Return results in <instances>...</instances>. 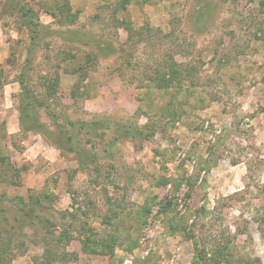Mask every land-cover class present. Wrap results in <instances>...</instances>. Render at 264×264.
<instances>
[{
  "label": "rangeland",
  "instance_id": "1",
  "mask_svg": "<svg viewBox=\"0 0 264 264\" xmlns=\"http://www.w3.org/2000/svg\"><path fill=\"white\" fill-rule=\"evenodd\" d=\"M7 1L0 264H264V0Z\"/></svg>",
  "mask_w": 264,
  "mask_h": 264
},
{
  "label": "trees",
  "instance_id": "2",
  "mask_svg": "<svg viewBox=\"0 0 264 264\" xmlns=\"http://www.w3.org/2000/svg\"><path fill=\"white\" fill-rule=\"evenodd\" d=\"M17 3H19L18 0H17L16 4ZM14 5H15V1L9 2V0H8L6 2V6L9 7L10 10H12ZM18 12L23 13L30 20L35 18V21H34V25L35 26H40L41 25L40 21L36 18L37 16L29 8H27L25 4L19 5ZM71 34L76 36L77 37L76 39H78L80 41H83L85 43H91V44H96L97 43L98 44V41L95 40L94 37L91 38V36H89L90 34L88 32L81 31V30H72ZM175 63L176 62H173L172 66H171V69L169 70L170 74H167L168 76L165 75L166 77L163 76L161 82H164V83L171 82L174 76L178 77V78H181V75L179 74L180 70L176 69ZM176 65H178V64H176ZM156 73H157V70H156ZM164 74H166V72H164ZM18 82L20 84V99H21V103H22V107H21L22 114L19 116V118L20 119H24L25 117H28V118L37 117V113L36 112L38 111V107L39 106L41 107V105L39 104L38 100L33 96V94L30 92L31 91L30 88H28L26 86V84L24 82V79H22L20 77V78H18ZM45 113L48 115L50 120L53 121V118L55 117V115H51V112H49L48 110ZM66 123L69 125V127H68V129L64 128V131L66 132V135H67L68 139L72 140L73 142L76 141V138L74 137V133H73L74 132L73 129H74L76 123L80 127L85 128L88 131L94 129L96 127V125L98 124L97 122H90V123L82 122V123H79V122H72V121H66ZM107 127H109V126H107ZM121 127H123V129H126V130H131V133L133 135L137 136V137H143L142 136V135H144L143 132H145V130L147 129L146 125H143L141 127H138V126L130 127V126H127V125H122V126H120V128ZM55 129L58 130V131H61V129H63V128L55 126ZM83 163H86V162H82L80 160V164L83 165ZM203 163H204V161L201 162V164H203ZM15 220L17 222L16 225H15L16 226V230L18 232L23 233L25 228L27 226L31 225V221L33 220V218H32V210L27 208L26 210L23 211V213L21 214L20 217H15ZM15 226L13 225V227H15ZM0 231H1V229H0ZM91 242L92 241H90V240L83 241L84 248H87L88 247L87 245H89L88 243H91ZM0 243H2V242L0 241ZM8 245H10V240L7 241V245L6 246H8ZM101 246H102V248H104L105 247V242L101 243ZM7 248H9V247H7ZM47 252L50 255V250H47ZM61 257L63 258L64 256L62 255ZM61 257H60V259H61ZM201 258H202V256L200 257V259ZM1 259H4V258H2V255H0V260ZM197 259L199 260V257ZM202 260H204V257L202 258ZM255 264H261V263L257 262Z\"/></svg>",
  "mask_w": 264,
  "mask_h": 264
}]
</instances>
